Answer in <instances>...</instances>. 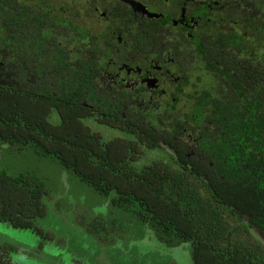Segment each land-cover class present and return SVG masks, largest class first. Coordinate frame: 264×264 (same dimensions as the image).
I'll return each mask as SVG.
<instances>
[{
	"label": "trees",
	"instance_id": "16d2710c",
	"mask_svg": "<svg viewBox=\"0 0 264 264\" xmlns=\"http://www.w3.org/2000/svg\"><path fill=\"white\" fill-rule=\"evenodd\" d=\"M229 1L238 6L230 16L242 27L211 31V44L197 45L219 48L223 64L212 63L211 70L221 84L203 79L207 90L191 94L186 111L177 114L173 104L157 102L160 108L137 120L122 114L127 92L110 90L112 99H105L78 68L79 48L57 44L67 37L47 26L46 2L58 5L54 0H0V43L11 54L4 64L8 74L0 76V222L37 235L41 250L51 242L37 226L49 201L73 208L77 226L102 245L119 239L139 248L152 240L167 248L189 243L191 264H264V245L251 235L264 237V0ZM236 45L243 47L235 54ZM236 58L243 68L227 72L224 65ZM87 119L121 135L103 144L83 123ZM192 126L200 132L189 147L185 137ZM24 151L59 167L65 184L87 189L91 205L104 206L105 214L38 169L8 174L6 157H23ZM150 151L167 153L168 161H139ZM60 189L68 197H59ZM16 251L0 242V264H17L9 257Z\"/></svg>",
	"mask_w": 264,
	"mask_h": 264
},
{
	"label": "flooded vegetation",
	"instance_id": "af4514ba",
	"mask_svg": "<svg viewBox=\"0 0 264 264\" xmlns=\"http://www.w3.org/2000/svg\"><path fill=\"white\" fill-rule=\"evenodd\" d=\"M46 4L47 26L65 32L67 39L57 41L65 50L67 44L79 48L77 64L87 73L86 81L105 99H112L110 90L111 94L127 92L122 98V114L137 120L160 108H156L157 102L173 104L177 114L186 111L184 101L192 105L189 96L207 90L200 86L203 79L209 78V86L210 81L221 84L219 74L211 70L212 63L223 64L217 55L219 48L205 51V46L197 45L211 44L207 36L211 31L212 35L225 34L229 26L243 25L230 16L237 13L238 6L229 0H59L55 7ZM51 10L56 11L52 14ZM86 38L89 41L84 44ZM3 47L7 49L0 43V76L8 74L4 64L11 55ZM239 47L243 46L236 45L235 54ZM238 65L243 68L236 58L229 67L224 66L233 72ZM87 105L95 110L92 104Z\"/></svg>",
	"mask_w": 264,
	"mask_h": 264
},
{
	"label": "rangeland",
	"instance_id": "374dc122",
	"mask_svg": "<svg viewBox=\"0 0 264 264\" xmlns=\"http://www.w3.org/2000/svg\"><path fill=\"white\" fill-rule=\"evenodd\" d=\"M55 4H59V0H54ZM55 7V6H54ZM262 10H264L262 8ZM52 11V10H51ZM56 10L52 11L54 14ZM89 38L84 39V44H87ZM213 81H210V83ZM215 81V85H216ZM208 83V82H207ZM54 114L50 122L54 124L56 121ZM83 123L89 126L92 133L99 135L103 144L110 143V141L121 134L117 130H111L107 126L100 124L99 120L87 119ZM200 129L192 126L186 131L185 139L188 140V146L191 147L195 143ZM124 139H130L131 136L123 135ZM187 146V147H188ZM166 151V150H165ZM165 153V152H164ZM163 153V154H164ZM23 157L12 159L6 157L2 168L8 174L14 173L15 169L28 170L38 169L42 174H49L54 181L61 178V169L56 165L50 163H40L35 161L36 155L30 151L22 152ZM159 151H150L146 153L145 159L139 161L147 163L146 160L167 162V153L163 155ZM147 166V165H146ZM63 184L66 180L62 178ZM75 183L79 184L77 181ZM70 190L71 193L79 194V197L84 200L83 204L94 213L105 214L104 206L91 205L92 195L89 191H79L77 187L68 186L65 184L64 188ZM57 190L55 185L54 191ZM60 189L57 193L59 197L64 199L68 197L66 193L60 194ZM99 198V197H98ZM101 205L102 199H100ZM62 201V200H61ZM60 201V202H61ZM107 203V202H106ZM60 204V203H59ZM82 204V205H83ZM47 207V217L44 220L38 221V225L51 236V242L46 243V246L40 250V239L30 231H22L11 228L8 224L0 222V241L10 244L19 252L11 254L14 258V263L17 264H191V245L189 243H182L174 248H167L156 240H152L140 248L135 242L127 239H119L115 245L108 243L100 244L97 237L91 234H86L82 228L75 223V216L73 208L62 209L52 205L49 201L45 203ZM61 206V204H60ZM98 206V207H97ZM97 207V208H96ZM83 208V207H82ZM251 235L259 240L264 245V237L251 231ZM130 241V242H129ZM57 245V246H56ZM18 255V256H17Z\"/></svg>",
	"mask_w": 264,
	"mask_h": 264
},
{
	"label": "clouds",
	"instance_id": "9594fccd",
	"mask_svg": "<svg viewBox=\"0 0 264 264\" xmlns=\"http://www.w3.org/2000/svg\"><path fill=\"white\" fill-rule=\"evenodd\" d=\"M101 143H102V141H101ZM64 175V174H63ZM64 177V176H63ZM62 177V178H63ZM62 178H60L61 180H62ZM62 183H63V181H61ZM64 184H65V182H64ZM68 189V187L66 188V190ZM56 192V191H55ZM2 223H6V224H8L11 228H13V229H17V230H19L18 228H14L10 223H8V222H2ZM37 226L39 227V229H41V230H43L39 225H38V223H37ZM1 242V241H0ZM1 245H4V246H12V245H10V244H7V243H4V242H1ZM11 254H12V252H11ZM11 254L9 255V257H11Z\"/></svg>",
	"mask_w": 264,
	"mask_h": 264
},
{
	"label": "bare ground",
	"instance_id": "6f19581e",
	"mask_svg": "<svg viewBox=\"0 0 264 264\" xmlns=\"http://www.w3.org/2000/svg\"><path fill=\"white\" fill-rule=\"evenodd\" d=\"M140 217V216H139ZM256 241V240H255Z\"/></svg>",
	"mask_w": 264,
	"mask_h": 264
}]
</instances>
